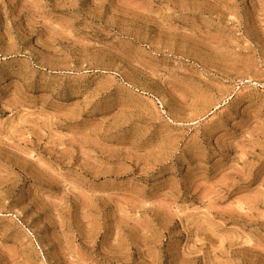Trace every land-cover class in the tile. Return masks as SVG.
<instances>
[{"label": "rangeland", "instance_id": "rangeland-1", "mask_svg": "<svg viewBox=\"0 0 264 264\" xmlns=\"http://www.w3.org/2000/svg\"><path fill=\"white\" fill-rule=\"evenodd\" d=\"M0 264H264V0H0Z\"/></svg>", "mask_w": 264, "mask_h": 264}]
</instances>
